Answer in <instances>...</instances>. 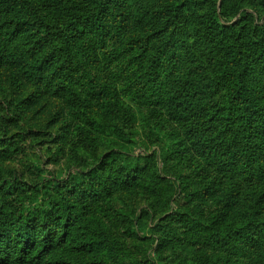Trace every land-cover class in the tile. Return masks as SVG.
Masks as SVG:
<instances>
[{
    "label": "rangeland",
    "instance_id": "374dc122",
    "mask_svg": "<svg viewBox=\"0 0 264 264\" xmlns=\"http://www.w3.org/2000/svg\"><path fill=\"white\" fill-rule=\"evenodd\" d=\"M221 2L0 0V204L58 203L38 264H264V171L203 170L196 139L185 135L204 112L225 108L241 71L264 108V53L251 50L264 0H226L220 18L207 8ZM99 8L109 27L89 36L86 71L58 75L59 59L43 61L57 36ZM213 16L217 38L226 29L234 40L222 28L233 25L241 50L213 31L194 40L196 23ZM240 52L249 57H233ZM199 59L216 66L203 71ZM96 174V193L72 191ZM42 239L35 232L27 250Z\"/></svg>",
    "mask_w": 264,
    "mask_h": 264
},
{
    "label": "trees",
    "instance_id": "16d2710c",
    "mask_svg": "<svg viewBox=\"0 0 264 264\" xmlns=\"http://www.w3.org/2000/svg\"><path fill=\"white\" fill-rule=\"evenodd\" d=\"M53 3L52 1L45 2L43 4V12L50 13L55 7ZM225 6L226 0H222L220 6H216L213 3L207 9H211L213 12L218 9L221 18L224 15L223 11H226ZM216 20H218L217 16H213L210 20L196 23L194 30L191 31V34L196 36L194 40H199V36L205 35L206 31H213L216 36L214 39L217 42H233L232 44L241 50V44H239L238 40L241 39L242 35L239 34L236 27H233V25L222 27L231 30L229 32L231 36H236L234 40L228 38L226 29L221 30V35L217 38L219 26L215 24ZM41 24L44 27L48 25L43 20ZM171 24L176 25L174 23ZM108 27L109 24L104 21L102 9L100 8L97 13L76 17L62 31V36H57L60 46L52 50L43 61L50 63L59 59L55 62V71H58V75L65 78L69 77L73 71L79 73L86 71L85 66L88 65L90 54L86 50L87 44L90 42L89 36L96 35L97 38H103L105 29ZM260 27H262L260 42L252 46L251 50L252 52L264 53V21ZM13 31L14 29L11 33ZM56 55L59 57H56ZM247 56V53L240 52V54L233 57L240 59ZM4 57H11V52L6 50ZM199 57H202V55ZM218 61H221L218 62L220 66L224 65L222 59H218ZM196 62L197 68L203 71L207 70L208 67L216 66L214 61L207 62L199 59ZM105 69L103 68V71ZM103 71L99 72V74L103 75ZM248 85L247 79L241 71L233 84L230 85L227 104L222 105L225 108H216L211 114L204 112V114L209 116L205 117L206 119L202 120L200 124H195V126L186 130L185 135L196 139L194 144L195 147H198L196 152L199 151L201 157L205 159L203 161L205 165L202 168L203 170L212 168L221 175H228L243 165L244 171H249V175L264 171V168H262L264 161V147L262 146L264 141V108L259 107L257 98L255 94L249 91ZM173 113H175L174 110ZM99 178V175L96 174L87 179L86 183L77 184L71 189L82 194L86 191L94 194L97 190L95 187L99 185ZM220 181L218 180V182ZM18 189L21 193L28 191L27 186H22ZM8 205L12 207L9 213L10 220L6 218L4 213V208ZM25 205L26 202L21 200L16 203L9 201L5 204H0V262L11 260V262L16 264H38L52 245L53 240L51 237H54L56 228L49 231V227L51 223L58 222L60 219L57 218L58 203L55 200L49 202V209L46 211L37 208L26 209ZM223 211L227 213V210ZM195 221L200 222L198 219ZM15 225L18 228L17 233L13 231V226ZM57 226L59 225L57 224ZM35 232L39 236L42 234L43 242L40 243L38 250H36V247L33 250H27L35 236ZM222 235H224V232L223 234L218 232L219 238ZM63 238H65V235L61 239ZM222 241L225 242L226 238H223ZM45 264L52 263L47 262Z\"/></svg>",
    "mask_w": 264,
    "mask_h": 264
}]
</instances>
